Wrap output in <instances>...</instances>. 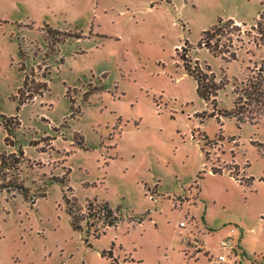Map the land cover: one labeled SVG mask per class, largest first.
<instances>
[{
    "label": "rangeland",
    "instance_id": "obj_1",
    "mask_svg": "<svg viewBox=\"0 0 264 264\" xmlns=\"http://www.w3.org/2000/svg\"><path fill=\"white\" fill-rule=\"evenodd\" d=\"M263 9L264 0H0V264H214L221 253L218 264H264V117L238 126L225 116L234 87L264 62L251 29ZM218 17L239 21L221 38L234 60L197 44ZM185 42L191 63L224 83L213 105L183 70ZM232 159L252 183L208 173ZM229 235L232 253L217 245Z\"/></svg>",
    "mask_w": 264,
    "mask_h": 264
},
{
    "label": "trees",
    "instance_id": "obj_2",
    "mask_svg": "<svg viewBox=\"0 0 264 264\" xmlns=\"http://www.w3.org/2000/svg\"><path fill=\"white\" fill-rule=\"evenodd\" d=\"M239 27V23L231 18L222 19L221 17H218L213 25L201 32L200 39L197 44L198 46H204L212 55L219 56L224 61L234 60L236 58V53L233 51L228 55H225L227 51L225 47L230 46V44L227 45L226 43H221V38L224 36L225 32H230V30H240ZM251 29H254L261 36V42L264 44V9L257 14L253 25H251ZM228 40L231 42V38H228ZM187 44L188 43L185 42L181 46L183 53L180 55V59L182 61L183 70L186 74L193 77L195 81L196 94L204 102H210L213 105L217 91L223 88L224 83L215 80L214 75L207 64L201 66L197 61H194L193 64L191 63V60L186 55V50H184L183 47ZM176 50L177 48H175V51ZM241 85V87L235 86L233 89L235 98L232 102V110L225 111V116L234 117L238 126L244 122L256 123L257 119L264 117V62L253 70L246 80L241 82ZM245 112L250 114L246 115ZM251 113H254V115H251ZM209 115L216 116L213 108ZM2 118L4 119L3 116ZM3 121L7 133L5 137L6 141L11 135L12 128L8 124L7 120L4 119ZM18 152L20 155L23 154L21 148H19ZM0 163L4 164L3 155H0ZM16 189L19 190V192L22 193L23 196L31 203H33L22 187L19 186L16 187ZM101 208L105 210L107 216L111 215V209L106 203L102 204ZM68 215L72 228L79 229L76 219L71 216L70 212H68Z\"/></svg>",
    "mask_w": 264,
    "mask_h": 264
},
{
    "label": "crops",
    "instance_id": "obj_3",
    "mask_svg": "<svg viewBox=\"0 0 264 264\" xmlns=\"http://www.w3.org/2000/svg\"><path fill=\"white\" fill-rule=\"evenodd\" d=\"M261 11V10H260ZM260 11H258L257 12V14L260 12ZM257 14H256V16H257ZM256 16L253 18V20L256 18ZM234 20V19H233ZM234 21H236V22H239V21H237V20H234ZM185 72V71H184ZM206 103V102H205ZM213 117H216V119L220 122V126H222L223 125V119H222V117H221V115L219 116V115H216V116H213ZM242 124V123H241ZM234 139V138H233ZM233 141V140H232ZM234 142V141H233ZM232 143V142H231ZM226 162H231L232 164H233V166H232V168H226L225 166H223V168H221V167H218L219 165H216V163H215V165H212L209 169H208V173H211V174H216V173H224V172H226L230 177H232L233 178V180L234 181H236V182H238L239 184H242L243 183V180H245V181H247L248 182V185L250 184V183H252L253 182V180H254V178H253V176H249L248 175V173H247V171H246V167H244L243 165H240L239 163H237L235 160H230V161H226ZM212 168H216V169H220L221 168V170H217V171H212ZM233 169H234V171H235V175H233L232 174V171H233ZM240 177V178H239ZM242 178V179H241ZM177 200H179L180 201V206H181V203H183L185 200H187L188 201V196L186 195V194H184L183 196H181L179 199H177ZM191 218V217H190ZM177 226H178V224H177ZM179 227V226H178ZM186 227V226H185ZM185 227H183L182 229H185ZM179 228H181V227H179ZM235 232V229L234 228H231L230 229V232H229V234H231V233H234ZM226 238H229V239H231V241H232V238L230 237V235L229 236H227ZM222 239H224V238H222ZM221 240V239H220ZM233 242V241H232ZM198 245H199V243H198ZM218 247H219V242H218ZM202 248H203V245H200ZM219 249H221V250H227V249H222V248H220L219 247ZM235 250V249H234ZM229 251V250H228ZM233 252V251H232ZM219 255H224V253H221V254H219ZM225 256V255H224ZM226 257V256H225ZM214 264H218L217 262H216V259L214 260Z\"/></svg>",
    "mask_w": 264,
    "mask_h": 264
},
{
    "label": "built area",
    "instance_id": "obj_4",
    "mask_svg": "<svg viewBox=\"0 0 264 264\" xmlns=\"http://www.w3.org/2000/svg\"><path fill=\"white\" fill-rule=\"evenodd\" d=\"M100 213L102 215L105 214V216H106V212H105L104 209H101ZM186 223H187V217H186V219L179 221L178 222V226L183 228V227L186 226ZM219 247L222 248V249H227V250L231 251L230 253H232V251H234V249H235V246H234L233 242L229 238L221 239L219 241ZM225 261H226V257L224 255H218V257L216 259L217 263H222V262H225Z\"/></svg>",
    "mask_w": 264,
    "mask_h": 264
}]
</instances>
